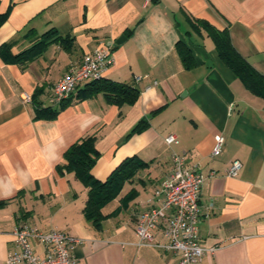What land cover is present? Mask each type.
<instances>
[{
    "label": "crops",
    "instance_id": "crops-1",
    "mask_svg": "<svg viewBox=\"0 0 264 264\" xmlns=\"http://www.w3.org/2000/svg\"><path fill=\"white\" fill-rule=\"evenodd\" d=\"M0 264L17 251L20 222L79 239L73 264H178L180 251L138 245V214L184 151L206 176L200 187V243L219 245L197 264H264V97L220 57L209 27L227 30L234 49L264 74V0H0ZM53 29L49 37L43 34ZM44 43L31 59L12 56ZM9 44V45H7ZM98 47L112 63L104 78L138 90L134 102L90 92L84 80L63 104L52 85ZM187 54L188 59H184ZM33 101L22 102V93ZM57 110L47 117V110ZM174 133L177 143L167 144ZM224 137L211 156L215 135ZM93 135L92 175L105 181L126 158L147 165L85 215L89 187L64 163L74 142ZM242 163L235 176L229 163ZM213 170L214 175L209 176ZM154 241L167 242L161 232ZM33 251L44 247L31 241Z\"/></svg>",
    "mask_w": 264,
    "mask_h": 264
},
{
    "label": "built area",
    "instance_id": "built-area-1",
    "mask_svg": "<svg viewBox=\"0 0 264 264\" xmlns=\"http://www.w3.org/2000/svg\"><path fill=\"white\" fill-rule=\"evenodd\" d=\"M112 63V56L106 47H98L83 56L78 65L70 66L52 85L47 101L59 104L68 97L84 80L103 77V72ZM22 102L32 101V95L24 92ZM167 144L177 143V136H165ZM224 137L215 135L210 152L218 155L222 150ZM185 152H173L172 167L155 195L157 203L150 205L137 216L135 232L138 245H157L168 252L182 253L178 264H197L205 253H213L219 245L203 246L200 243L198 221L201 215L200 187L205 179L197 163H187ZM242 163L239 159L230 161L225 174L237 175ZM211 170L209 176L214 175ZM161 232L167 238L163 244L154 241L155 234ZM17 251L8 255L9 264H73V248L79 239L56 228L42 230L32 223H17L12 230ZM31 241L44 247V255H37Z\"/></svg>",
    "mask_w": 264,
    "mask_h": 264
},
{
    "label": "trees",
    "instance_id": "trees-1",
    "mask_svg": "<svg viewBox=\"0 0 264 264\" xmlns=\"http://www.w3.org/2000/svg\"><path fill=\"white\" fill-rule=\"evenodd\" d=\"M7 14L8 11L0 14V23L6 18ZM209 32L215 41L222 60L232 68L251 91L264 97V74L255 70L252 65L234 49L227 30L209 27ZM54 33L55 31L50 29L46 31L43 36L49 37ZM43 43V40H38L29 49H26L18 55L12 56V59L17 62H22L25 59L27 60L35 57L38 53L39 46ZM184 59H188L187 54H184ZM88 85L90 92L101 91L109 99L116 102H134L138 96V90L135 87L126 83L112 81L104 78V76L99 79L90 80ZM68 97L64 98L59 104H63ZM46 112L47 114L45 116L54 117L57 110L49 111L48 109ZM63 158L64 163L62 165L72 170L74 174L89 187L88 199L84 211L87 217L94 220H98L103 216L102 206L118 193L123 182L132 177L138 168L147 165L146 162L136 157H128L112 171L105 181L95 178L90 171L95 160L98 158V152L95 148V137L93 135L82 138L71 144L65 150ZM3 204L4 201L0 200V206Z\"/></svg>",
    "mask_w": 264,
    "mask_h": 264
}]
</instances>
